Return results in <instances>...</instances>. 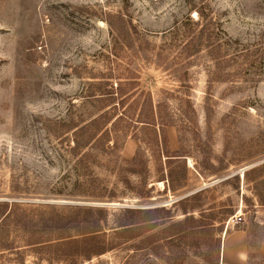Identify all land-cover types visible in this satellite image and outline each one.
I'll return each mask as SVG.
<instances>
[{
	"label": "rangeland",
	"instance_id": "obj_1",
	"mask_svg": "<svg viewBox=\"0 0 264 264\" xmlns=\"http://www.w3.org/2000/svg\"><path fill=\"white\" fill-rule=\"evenodd\" d=\"M261 164L264 0H0V264H261Z\"/></svg>",
	"mask_w": 264,
	"mask_h": 264
},
{
	"label": "trees",
	"instance_id": "obj_2",
	"mask_svg": "<svg viewBox=\"0 0 264 264\" xmlns=\"http://www.w3.org/2000/svg\"><path fill=\"white\" fill-rule=\"evenodd\" d=\"M262 168H264V164H261L260 165ZM255 170V168L254 169H251L250 171H247L248 173L250 172H253ZM247 172H246V175H247ZM91 236H94L95 237V235L93 234V235H91ZM94 237H90V238H88V239H84V240H90V239H92V238H94ZM40 242H42V236H40V237H38L37 238V236H36V234L35 233H33V232H31L30 233V236H29V240H28V244L29 245H34V244H37V243H40ZM104 246L102 247V246H100L99 244H96V245H92V248H82V250H81V248H80V254L82 253V251L84 252V254H82L84 257H90V256H92V255H98V254H101V253H103V251H104Z\"/></svg>",
	"mask_w": 264,
	"mask_h": 264
},
{
	"label": "crops",
	"instance_id": "obj_3",
	"mask_svg": "<svg viewBox=\"0 0 264 264\" xmlns=\"http://www.w3.org/2000/svg\"><path fill=\"white\" fill-rule=\"evenodd\" d=\"M243 233H245L244 230H239V229L234 230L231 234L229 233L226 235V241H228V239L230 240V238H233V237H242ZM224 245L225 244L223 242V250H224ZM225 248H226V245H225ZM239 253H241L240 250H239ZM256 253L258 255V258L261 260V264H264V235L262 236V238L258 242V245L256 247Z\"/></svg>",
	"mask_w": 264,
	"mask_h": 264
},
{
	"label": "built area",
	"instance_id": "obj_4",
	"mask_svg": "<svg viewBox=\"0 0 264 264\" xmlns=\"http://www.w3.org/2000/svg\"><path fill=\"white\" fill-rule=\"evenodd\" d=\"M240 219V216H235V220L238 221Z\"/></svg>",
	"mask_w": 264,
	"mask_h": 264
}]
</instances>
